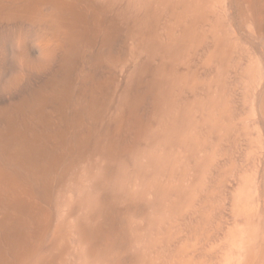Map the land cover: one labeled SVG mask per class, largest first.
<instances>
[{
	"label": "bare ground",
	"instance_id": "6f19581e",
	"mask_svg": "<svg viewBox=\"0 0 264 264\" xmlns=\"http://www.w3.org/2000/svg\"><path fill=\"white\" fill-rule=\"evenodd\" d=\"M0 264H264V0H0Z\"/></svg>",
	"mask_w": 264,
	"mask_h": 264
}]
</instances>
